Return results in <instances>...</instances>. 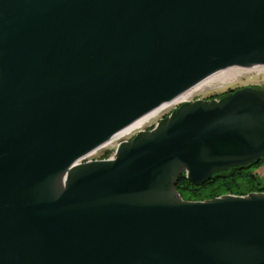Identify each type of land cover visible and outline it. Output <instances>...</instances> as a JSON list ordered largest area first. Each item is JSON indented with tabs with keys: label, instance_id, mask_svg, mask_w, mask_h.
<instances>
[{
	"label": "water",
	"instance_id": "obj_1",
	"mask_svg": "<svg viewBox=\"0 0 264 264\" xmlns=\"http://www.w3.org/2000/svg\"><path fill=\"white\" fill-rule=\"evenodd\" d=\"M264 65V0H0V264H264V192L184 200L264 159V89L185 100Z\"/></svg>",
	"mask_w": 264,
	"mask_h": 264
},
{
	"label": "trees",
	"instance_id": "obj_2",
	"mask_svg": "<svg viewBox=\"0 0 264 264\" xmlns=\"http://www.w3.org/2000/svg\"><path fill=\"white\" fill-rule=\"evenodd\" d=\"M216 95L215 97H220ZM111 151L105 150L102 158L108 157ZM264 165V159L251 162L214 175L201 185H192L181 174L176 182V189L184 200H204L224 194L244 195L251 192H264V178L255 170Z\"/></svg>",
	"mask_w": 264,
	"mask_h": 264
},
{
	"label": "rangeland",
	"instance_id": "obj_3",
	"mask_svg": "<svg viewBox=\"0 0 264 264\" xmlns=\"http://www.w3.org/2000/svg\"><path fill=\"white\" fill-rule=\"evenodd\" d=\"M246 69V68H245ZM242 86H253V87H264V69L260 70H243V72L235 77L233 80L227 81L226 83H213L209 86H204L200 90H197L193 92L187 100H196V99H210L212 97L218 96L220 93L230 89V88H237ZM171 109L170 107H167L166 109L162 110L160 113H158L155 117H153L151 120H149L147 123L143 124V126L140 129H146L150 125H153L157 120L165 114V112H168V110ZM138 131V130H137ZM135 131V133L137 132ZM127 137V136H126ZM119 140H114L112 142H109L107 145L99 148L95 153L91 154L89 157H99L104 153V151L109 150L112 152V147L116 142ZM110 156V154H109ZM107 158V157H106ZM255 173L258 174L260 177L264 178V165L258 167L255 170Z\"/></svg>",
	"mask_w": 264,
	"mask_h": 264
},
{
	"label": "bare ground",
	"instance_id": "obj_4",
	"mask_svg": "<svg viewBox=\"0 0 264 264\" xmlns=\"http://www.w3.org/2000/svg\"><path fill=\"white\" fill-rule=\"evenodd\" d=\"M256 69L257 70L264 69V65H254V66L248 67L246 69L243 67H237V66L236 67H228V68L222 69L218 72H215V73L209 75L208 77L204 78L203 80H201L199 83L194 85L192 88H190L189 90H187L186 92H184L183 94H181L180 96H178L177 98H175L174 100L169 102L168 104L166 103V104L162 105L158 109L154 110L153 112L142 117L141 119H139L135 123L131 124L129 127L125 128L124 130L119 132L115 137L110 139L108 141V143L112 142L113 140L120 138L124 135H127L129 132L133 131L134 129L140 128L141 126H143V124L147 123L149 120H151L153 117H155L162 110L169 107L172 103H175L177 101L187 100V98L193 92L200 90L204 86H209L213 83H224V82L226 83L227 81L233 80L235 77L240 75L243 72V70H256Z\"/></svg>",
	"mask_w": 264,
	"mask_h": 264
},
{
	"label": "built area",
	"instance_id": "obj_5",
	"mask_svg": "<svg viewBox=\"0 0 264 264\" xmlns=\"http://www.w3.org/2000/svg\"><path fill=\"white\" fill-rule=\"evenodd\" d=\"M183 101H185V100H182V101H177V102H175V103H172L170 106H171V109L172 108H174V107H176V106H178L180 103H182ZM169 106V107H170ZM170 110V109H169ZM168 110V111H169ZM150 126H152V125H150ZM149 126V127H150ZM142 127V126H141ZM140 127V128H141ZM139 131V128H137V129H134L133 131H131V132H129L127 135H124V136H122V137H120V138H117V139H115V140H119L118 142H116L115 144H114V146L112 147L113 149H112V152H111V154H110V156L113 154V151H114V149L116 148V146L119 144V142H121V141H126V140H129L134 134H135V131ZM140 130H142V129H140ZM127 136V137H126ZM114 141V140H113ZM95 153V152H94ZM90 156V155H89ZM89 156H87V157H85V158H83L81 161H87V160H92V158L93 159H96V157L94 158V157H89ZM110 156H108V157H110ZM98 159V158H97Z\"/></svg>",
	"mask_w": 264,
	"mask_h": 264
},
{
	"label": "flooded vegetation",
	"instance_id": "obj_6",
	"mask_svg": "<svg viewBox=\"0 0 264 264\" xmlns=\"http://www.w3.org/2000/svg\"><path fill=\"white\" fill-rule=\"evenodd\" d=\"M242 87H246V86H242ZM251 87H253V86H251ZM238 88H240V87H237V88H230V89H228V90H226V91L220 93L219 95L223 96V95H225V94H227V93H230V92H232V91H234V90H236V89H238ZM261 88L264 89V87H261ZM216 98H219V97H216ZM210 99H213V98H210ZM172 110H173V108L170 109L168 112H165V114H163V115L157 120V122H158L160 119L166 117L169 113H171ZM157 122H155L152 126L147 127L146 129H143V130L151 129V128H152ZM94 158H95V157H94ZM97 158H98V159H101L102 157H101V155H100L99 157H96V159H97ZM105 158H106V157H105ZM92 159H93V158H92Z\"/></svg>",
	"mask_w": 264,
	"mask_h": 264
}]
</instances>
